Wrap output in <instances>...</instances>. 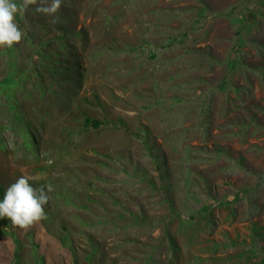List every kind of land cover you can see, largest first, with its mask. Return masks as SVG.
<instances>
[{"label": "rangeland", "instance_id": "rangeland-1", "mask_svg": "<svg viewBox=\"0 0 264 264\" xmlns=\"http://www.w3.org/2000/svg\"><path fill=\"white\" fill-rule=\"evenodd\" d=\"M0 264H264V0H0Z\"/></svg>", "mask_w": 264, "mask_h": 264}, {"label": "trees", "instance_id": "trees-1", "mask_svg": "<svg viewBox=\"0 0 264 264\" xmlns=\"http://www.w3.org/2000/svg\"><path fill=\"white\" fill-rule=\"evenodd\" d=\"M85 124L88 126H92L94 128H99L102 125V122L98 119H90V118H86L85 120Z\"/></svg>", "mask_w": 264, "mask_h": 264}]
</instances>
